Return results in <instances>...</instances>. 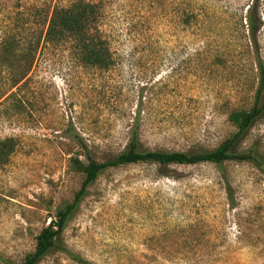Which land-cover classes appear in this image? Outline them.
<instances>
[{"label": "rangeland", "instance_id": "374dc122", "mask_svg": "<svg viewBox=\"0 0 264 264\" xmlns=\"http://www.w3.org/2000/svg\"><path fill=\"white\" fill-rule=\"evenodd\" d=\"M76 1L0 0V44L15 40L16 66L32 60L49 12ZM84 1L101 8L114 65L86 67L69 45L43 46L29 79L0 101V140L18 143L0 166V264H21L57 211L74 201L83 175L71 159H112L134 133L144 150L212 151L235 133L229 113L253 105L264 0ZM193 1L201 19L181 26L176 10ZM249 7L258 10L257 46L249 40ZM11 82L2 69L0 93ZM251 147L264 159V118L240 149ZM64 238L92 264H264V170L239 162L109 169ZM40 264L77 263L53 252Z\"/></svg>", "mask_w": 264, "mask_h": 264}, {"label": "trees", "instance_id": "16d2710c", "mask_svg": "<svg viewBox=\"0 0 264 264\" xmlns=\"http://www.w3.org/2000/svg\"><path fill=\"white\" fill-rule=\"evenodd\" d=\"M176 11L181 26L197 25L201 19L202 9L197 7L196 1L189 2L188 10L179 5ZM245 18L250 43L257 46V35L260 31L256 22L258 10L249 7ZM100 20L101 8L94 2L79 0L68 7L55 6L45 17V30L36 38L35 47L32 49L34 55L29 64L25 66H16L19 59L22 58L18 55L20 49L13 38H6L0 44V72L5 69L12 82L5 91L0 93V101L14 88L29 79L36 56L43 46L69 45L71 49L77 52L79 61L83 66L103 71L109 70L114 65V61L110 57L109 49L103 39ZM255 53L253 105L249 109L241 108L229 113L228 121L235 128V133L230 138L212 151L164 152L142 149L136 139V133H134L126 150L112 159L97 161L89 154L86 155V161L79 158L71 159L73 172L83 175L82 187L76 194L74 201L59 209L52 222L40 232L36 238L34 251L27 254L21 264H40L53 252L66 254L77 264H92L68 249L64 232L88 194L89 188L109 169L140 163H150L162 167L209 163L221 168L226 162H239L249 163L260 170H264L263 156L256 147H251L246 151L240 149L246 135L255 123L264 118V62L257 47ZM17 144L13 138L0 140V166L8 163L17 149ZM81 147L88 151V147L83 142ZM228 193L233 205V193L229 185Z\"/></svg>", "mask_w": 264, "mask_h": 264}]
</instances>
